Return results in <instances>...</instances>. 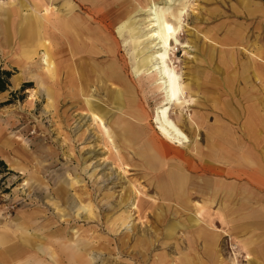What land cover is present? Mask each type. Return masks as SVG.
Instances as JSON below:
<instances>
[{
  "label": "rangeland",
  "instance_id": "rangeland-1",
  "mask_svg": "<svg viewBox=\"0 0 264 264\" xmlns=\"http://www.w3.org/2000/svg\"><path fill=\"white\" fill-rule=\"evenodd\" d=\"M108 1L95 0L106 9ZM149 1L108 5L116 50L96 57L102 26L80 9L86 0H70L89 29L88 45L76 48L81 87L66 73L58 84L53 50L47 57L46 42L25 32L24 15L37 14V1L0 0V67L12 72L0 95L12 99L0 106V239H10L0 244V264H264V180L247 178H264V0H153L171 19L185 10L168 63L184 87L169 114L187 140L169 142L167 160L154 159L145 139L133 146L124 133L131 107L119 94L131 87L149 115L137 127L165 138L155 121L162 98L143 11ZM49 3L55 10L64 0ZM37 71L42 86L28 78ZM251 108L261 123L249 134ZM212 130L224 133L209 140ZM217 146L245 148L261 166L216 162ZM178 167L185 172L169 173ZM23 221L29 250L17 244Z\"/></svg>",
  "mask_w": 264,
  "mask_h": 264
},
{
  "label": "bare ground",
  "instance_id": "bare-ground-1",
  "mask_svg": "<svg viewBox=\"0 0 264 264\" xmlns=\"http://www.w3.org/2000/svg\"><path fill=\"white\" fill-rule=\"evenodd\" d=\"M86 1L87 3H82L79 6L80 9L81 10L85 9L88 12H91L92 15H96L97 18L95 16L94 18H96L98 23L102 26V28H100L101 29L100 32L99 31L96 32L97 37L101 39V42H99L98 45L100 44V46L102 47V49H100L99 47V49L96 50L95 52L96 57L102 52H105L106 54L109 55V57H111V55H113L116 49H115V42L111 40V36L113 35V33H112L111 23L108 22L109 19L111 20L110 13L108 12V5L109 4L110 6L112 5V8L114 9L115 6L118 4V2L117 0H109L107 2V9H106V7L102 5V3L101 4L96 3L95 0H86ZM67 3L69 4L70 0L67 1L66 3L64 0V5L62 7L55 8V10H51L50 7L46 6L41 11L37 10V14L34 15L39 17L43 21L40 24L43 27V32L45 33V36H47L46 43L44 46V48L47 49L45 53L46 56L49 57L47 53L48 50L51 49L53 50L52 57L55 60L54 68L57 77V83L58 84L61 83L62 76L63 74L66 73V75L70 74L73 77L74 82H79V86L81 85L82 87L84 78L78 66L79 65L78 54L76 48L78 47L79 43L86 44L87 42L88 45V39L84 38V34L86 33L85 31H87L88 34L89 29L87 27L88 24L86 25V21H85L86 14H84L81 11L79 12L74 11L73 7L70 6V4L67 5ZM42 11H44L45 13L40 14L42 13ZM143 11L147 13L146 20L149 23L148 28L150 30V37L154 40V45L158 47V50L155 52L154 55L151 56L150 60L155 61L156 70H157L155 76L158 79L156 86L158 93L162 98L160 102L162 105L156 108L155 121L158 124L159 129L164 134L165 138H163L157 132L152 130L149 120L148 123L146 124L151 128L154 135L152 134V136L151 135L147 136L148 130H144L137 127L138 126L137 123L145 121L146 119H148L147 117H149V115L143 109L142 110L139 109V106L135 105L137 103V98L135 95L136 93H134L131 87L129 88V86L128 88L119 91L121 99L123 98L125 102L131 107L130 110L128 111V116L130 118L129 121L132 124L125 128L124 133L125 134L128 133V136L131 138L130 141L132 142L133 146L134 145L137 146L138 143H136V140L145 139V147L149 149V152L151 153L154 159L167 160L168 157L172 155L169 142L184 144L187 140V136L185 135V133L182 131L180 126H178L171 119L169 114L170 106L177 105L180 102L181 96L183 95L184 92L183 91L184 87L180 81V75L168 63L169 52L171 50L172 41L178 42L177 35L181 27L182 15L184 14L185 10L183 9L179 10L177 15L173 13L170 14V16L172 17L171 19L170 17L165 15V11L162 8H160L155 1L151 0L144 5ZM32 15L33 13L24 15L25 26H26L25 32L30 37H32L36 33L35 26L32 23L34 22ZM47 26L49 27L47 28ZM92 43L95 42L92 41ZM154 45L152 44L151 47H153ZM89 52L93 53V49L92 50L90 49ZM47 57L44 58V60H46L49 66L50 60L52 58L50 60H47ZM67 59L70 60L69 62L65 63ZM111 67L113 69L111 71L112 73L109 75L111 76V80L116 81L119 78L117 71L118 70L117 63L116 62L111 63ZM28 78L31 80H36L37 83L40 84L41 86L44 85L43 84L44 81L39 76L38 71L35 73H31L28 76ZM113 84L116 83L113 82ZM192 122L198 123L194 117H192ZM192 122H190L191 125L194 124ZM153 137L154 138L157 137L159 142L158 145H154L155 148L158 150L156 151L154 149V152L151 149V144L154 141ZM185 162L187 163V166L190 167L192 160L188 158L187 160H185ZM175 171L181 172L180 168H177L175 170L169 171V173H174ZM167 175L169 174L167 173ZM88 206L89 205H87V207Z\"/></svg>",
  "mask_w": 264,
  "mask_h": 264
},
{
  "label": "crops",
  "instance_id": "crops-1",
  "mask_svg": "<svg viewBox=\"0 0 264 264\" xmlns=\"http://www.w3.org/2000/svg\"><path fill=\"white\" fill-rule=\"evenodd\" d=\"M37 2H34L33 3V7H35L38 11H41L42 9H44L46 6L49 7L50 3H49V0H36ZM261 3V2H260ZM262 3H264V1H262ZM32 7V9H33ZM34 17V14L32 15ZM37 28L35 27V30H36V33H37V37L39 38L40 40V43H45L46 42V37L45 36V33L43 32V27L42 25L40 24V20H39V17H37ZM49 26H47L48 28ZM242 39V38H241ZM253 58H256L255 60L257 62H261L262 60L260 59V57L258 56H253ZM256 62V63H257ZM263 62V61H262ZM257 114L258 115V112L256 110L253 109L252 111V108L250 109L249 111V115L248 117L246 118L247 119V124L249 125V134L252 132H254L256 129H257V126L261 123V118L260 117H257ZM197 122L199 123L198 119L196 117H194ZM196 125V124H195ZM200 125V124H199ZM196 129L198 130V127L197 125L195 126ZM224 131H211L210 135H209V140H214V138L220 134H223ZM228 136V134H227ZM212 152L214 153V155L216 156V159L215 161L216 162H226V163H234V164H240V166L242 167L243 170H252V169H257L261 166V162H260V159H259V155L258 154H252V152L248 151L247 149H241V151H237L236 153H234L233 151L231 150H227L225 149L224 146H217L216 148H213L212 149ZM240 156V158L238 160H236L235 162H231L232 159L231 157L233 156ZM230 157V158H229ZM260 157H262V154L260 155ZM226 159V160H225ZM216 162L211 161V165L210 167H212V170L216 173V174H219L223 171V169L221 168H218L216 166ZM180 168V167H178ZM189 168V167H188ZM195 169H193L194 171H196V166L194 167ZM181 171L185 172L184 169L180 168ZM242 171V170H241ZM186 174H184L183 176H185ZM246 176H248V173L246 174ZM248 179H250L252 182H255V183H263V180L264 178H261L258 176V178H253V176L250 177H247ZM216 182V181H215ZM26 222L23 221V223L21 224V226H18V229L19 230H23V237H20L19 241L17 242V244L20 246V247H23V249L25 250H29L30 248V245L28 244V242H25V243H22L23 239L22 238H25L27 239V230H28V226L25 224ZM30 221L27 220V224H29ZM25 231V232H24ZM29 233V232H28ZM29 235H32V234H29ZM4 236V235H3ZM10 242V239L8 240V238H2L0 239V244L1 245H4L5 243H9ZM9 248V247H8ZM22 249V248H21ZM22 249V250H23Z\"/></svg>",
  "mask_w": 264,
  "mask_h": 264
},
{
  "label": "trees",
  "instance_id": "trees-1",
  "mask_svg": "<svg viewBox=\"0 0 264 264\" xmlns=\"http://www.w3.org/2000/svg\"><path fill=\"white\" fill-rule=\"evenodd\" d=\"M11 77H12L11 71L0 67V95L9 90L11 86V81H10ZM12 95L14 94L12 93ZM11 102H12V99H9L6 102L0 101V106H2L3 104L11 103ZM1 163L4 164L3 161H1Z\"/></svg>",
  "mask_w": 264,
  "mask_h": 264
}]
</instances>
